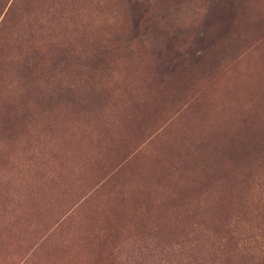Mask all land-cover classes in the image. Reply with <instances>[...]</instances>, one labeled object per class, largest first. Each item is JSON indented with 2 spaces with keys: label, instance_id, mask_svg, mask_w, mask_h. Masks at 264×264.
<instances>
[{
  "label": "rangeland",
  "instance_id": "1",
  "mask_svg": "<svg viewBox=\"0 0 264 264\" xmlns=\"http://www.w3.org/2000/svg\"><path fill=\"white\" fill-rule=\"evenodd\" d=\"M0 264H264V0H0Z\"/></svg>",
  "mask_w": 264,
  "mask_h": 264
},
{
  "label": "trees",
  "instance_id": "2",
  "mask_svg": "<svg viewBox=\"0 0 264 264\" xmlns=\"http://www.w3.org/2000/svg\"><path fill=\"white\" fill-rule=\"evenodd\" d=\"M141 4V3H140ZM137 6H138V4H137ZM141 6H142V4H141Z\"/></svg>",
  "mask_w": 264,
  "mask_h": 264
}]
</instances>
